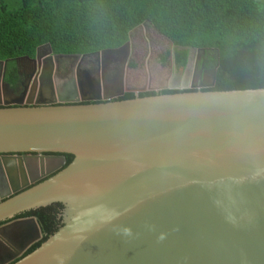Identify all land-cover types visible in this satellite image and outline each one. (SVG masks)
Here are the masks:
<instances>
[{
  "label": "water",
  "instance_id": "95a60500",
  "mask_svg": "<svg viewBox=\"0 0 264 264\" xmlns=\"http://www.w3.org/2000/svg\"><path fill=\"white\" fill-rule=\"evenodd\" d=\"M42 47L39 70L53 58ZM116 52L126 72L131 40L96 54ZM215 80L216 69L194 91L120 100L132 92L121 82L81 96L102 100L91 103L59 89L46 101L41 88L35 100L0 97L1 168L42 174L0 186V223L62 206L43 242L37 217L0 227L24 237L0 264H264V88L203 90Z\"/></svg>",
  "mask_w": 264,
  "mask_h": 264
},
{
  "label": "trees",
  "instance_id": "16d2710c",
  "mask_svg": "<svg viewBox=\"0 0 264 264\" xmlns=\"http://www.w3.org/2000/svg\"><path fill=\"white\" fill-rule=\"evenodd\" d=\"M141 25L170 41L172 49L161 53L159 60L166 65L173 58L177 72L184 71L194 50L200 51L197 67L216 69L215 85L203 90L264 88V0H0L5 81L14 86L15 59L34 57L41 45L50 44L55 54H92L123 46ZM194 90L127 92L117 99ZM65 156L68 165L73 156ZM53 206L18 217L42 219L43 232L51 235L56 229L49 232L46 211Z\"/></svg>",
  "mask_w": 264,
  "mask_h": 264
},
{
  "label": "flooded vegetation",
  "instance_id": "af4514ba",
  "mask_svg": "<svg viewBox=\"0 0 264 264\" xmlns=\"http://www.w3.org/2000/svg\"><path fill=\"white\" fill-rule=\"evenodd\" d=\"M37 52L39 55L44 57L48 53V48L42 47L41 45V47L39 46L36 49L34 57L23 56L27 58L20 59L18 62L16 61L17 58L15 59V65L18 68V79L14 86L5 81V70L0 64V97L3 95L6 98V101L12 102L28 99L29 95L30 97L33 95V99L35 100L37 98L38 88H41L42 99L40 98L39 100L46 101L55 97L54 95L59 89L62 97L64 98H78L81 103H90L95 101L83 100L81 96L84 95L87 98L99 97L100 94L102 95L104 92L107 94L114 93L117 89L116 87L121 82H123V85L125 86L126 72H123L125 52L109 53L106 55L96 54V52L86 55L78 54L79 56L55 54L53 52V58L51 60H45L44 69L41 68L42 70H39L35 61L31 60L36 57ZM198 60L199 57L196 59L195 65H197ZM131 62L132 59L130 57L129 62L125 64L127 69L130 68ZM192 68L193 71L195 70L197 72L198 67L196 68V66H193L191 59L184 71L177 72L174 69L176 75L182 79V85L189 86V83H192L188 89H193L197 88L202 83H206V81L207 83L209 82V74L212 72L202 68H199V72L203 74L202 78L199 77L198 72V77H195L194 79H188L187 76L191 73ZM2 73L3 76H1ZM182 85L174 82L171 84V87L173 89L180 88ZM42 156H50V154H42ZM31 161L34 162V160ZM60 162L61 159L53 160L51 162L50 168H56ZM30 172L28 173L25 171V169L19 166V164L17 165L16 161L8 160V166L5 168V170L0 166L1 188H3L7 183L14 185L21 184L26 174H32L33 177H36V175H42L40 171L36 174L34 168H31ZM31 185L32 184L29 186ZM61 210L62 206L57 204L54 205L52 209L46 211L48 214L46 218L49 217L47 226L50 225L51 227L49 232H53V229L57 230L61 226ZM18 218L23 217L17 216L14 219L1 222L0 227L5 226ZM38 221L43 229L44 225L42 219H38ZM45 234L46 233L43 232L41 241L44 239V237L48 236ZM14 236L15 235H13L11 229H6L3 231L2 235H0V261L9 253V250H11L12 247L19 245L24 239L23 236L18 238H14ZM41 241L39 240L35 244H38Z\"/></svg>",
  "mask_w": 264,
  "mask_h": 264
},
{
  "label": "rangeland",
  "instance_id": "374dc122",
  "mask_svg": "<svg viewBox=\"0 0 264 264\" xmlns=\"http://www.w3.org/2000/svg\"><path fill=\"white\" fill-rule=\"evenodd\" d=\"M131 59L135 66H130L126 70L125 88L137 93L162 90L171 87L172 83L182 85V79L174 72L171 58L166 65H162L159 60V55L167 50L172 49V44L165 37L161 36L157 31L150 26L141 25L137 27L131 34ZM199 50H194L191 54L192 64L197 68L196 59L199 57ZM130 64V65H131ZM197 72L193 68L187 76L188 79L198 77ZM205 76V74H204ZM199 77L203 74L199 72ZM212 78V73L209 74V81ZM207 83V81H206ZM192 83H189V86ZM188 86V87H189Z\"/></svg>",
  "mask_w": 264,
  "mask_h": 264
},
{
  "label": "bare ground",
  "instance_id": "6f19581e",
  "mask_svg": "<svg viewBox=\"0 0 264 264\" xmlns=\"http://www.w3.org/2000/svg\"><path fill=\"white\" fill-rule=\"evenodd\" d=\"M1 95V94H0ZM3 96V95H2ZM95 102H98V101H95ZM91 103V102H90Z\"/></svg>",
  "mask_w": 264,
  "mask_h": 264
}]
</instances>
